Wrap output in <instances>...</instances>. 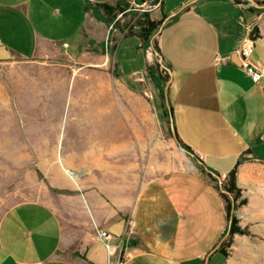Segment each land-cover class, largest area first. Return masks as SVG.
<instances>
[{"label": "crops", "instance_id": "0c3cea01", "mask_svg": "<svg viewBox=\"0 0 264 264\" xmlns=\"http://www.w3.org/2000/svg\"><path fill=\"white\" fill-rule=\"evenodd\" d=\"M118 1L0 0V55L9 56L0 63H34L41 76L33 84L41 102H0V154L24 151L25 118L48 120L38 138L49 140V154L59 155L54 185L71 192L50 196L49 205L24 200L0 212V264H107L98 233L121 220L122 235L112 241L121 264H264V76L253 82L239 56L243 41L252 40L249 64L264 74V0H254L257 6L246 0H158L150 18L161 20L153 35L160 63L151 43L143 47L135 35L107 31L96 8ZM126 38L138 40L134 51ZM121 49L130 55L118 57ZM63 54L69 65H58ZM166 84L176 137L191 154L221 180L241 159L236 184L247 202L241 211L258 220L253 233L261 241H236L231 257L209 255L227 223L213 184L190 161L171 165L145 157L164 152ZM70 88L78 99L87 92L88 102L103 104L122 102L123 92L139 96L147 115L141 118L133 105L125 116L130 133L116 146L99 140L75 147L73 138L64 150L36 108ZM20 133L23 141L10 145Z\"/></svg>", "mask_w": 264, "mask_h": 264}, {"label": "rangeland", "instance_id": "374dc122", "mask_svg": "<svg viewBox=\"0 0 264 264\" xmlns=\"http://www.w3.org/2000/svg\"><path fill=\"white\" fill-rule=\"evenodd\" d=\"M157 3L158 0H120L112 5L117 6L119 10L116 9L113 13L106 14L102 8L97 7L96 12L100 16L105 17L108 32L111 29H117L123 35L130 32L139 33L140 28L136 26V22L138 20L141 22L145 21L147 18L152 20L150 15ZM97 18L98 16H95L96 21H98ZM125 40L124 44L127 43V46L132 48L133 44H138V40L135 38H126ZM147 45L148 42L145 46ZM135 52L137 53L138 51L136 50ZM125 53H128L127 56H129L131 50L127 52L126 49H121L118 57H122ZM138 54L142 55V52H138ZM57 61L60 66L69 65L67 63V61L69 62V56L63 54L59 56V60ZM72 66H80V64L74 62ZM37 67V64L18 60L0 63V102H41V99H38L35 95L33 88L34 79L41 77ZM114 88L117 89L116 85ZM115 92L118 94L117 90ZM81 95L82 93H80ZM86 97L87 92L85 97L81 99L76 98L75 88L74 90L70 88L65 94L62 91H57V96L53 98V102H42L40 109L36 108V112L42 111V114L47 115L46 118H49V131L52 134V139L64 150L70 146L73 138H75L73 140L75 147H82L79 142L81 140L78 138L83 133L84 135H93L94 137L95 135H99L100 142L106 148L116 146L121 141L119 139L121 135L127 136L130 133L128 129L129 124L126 122L125 116L128 112L132 111L133 105L138 109L137 114L141 118H145L147 115L144 109V100L136 95L132 96L123 92L120 94L122 102L108 101L104 102V104L103 102H88V98ZM79 121L83 123L80 125ZM46 126H48V120L38 122L32 118H25L24 128L26 130V137L24 140L26 147L24 151L18 155L0 154V212L24 200H36L49 205L51 201L50 196L71 194V192L61 190L54 185L55 167L53 160L59 165L60 161L57 160L59 155L49 154V150L51 149L49 140H40L38 138L40 136L39 128L43 130ZM154 129L157 130L156 126ZM162 131L161 141L164 152L162 153L160 150L154 155L145 156L147 160L169 162L171 165H176L179 161L183 160L191 162L188 156L183 155L177 150V146L167 130L162 129ZM18 135L20 136L18 139L10 138V145H16L18 141H23L21 133ZM2 139L0 121V144ZM99 140H94L93 142ZM86 158L83 161L84 164H88L89 158ZM74 161L77 163L76 159ZM96 161L97 159H94L93 163ZM94 173L96 176L97 172L95 170ZM241 209L242 206L234 209L232 216L236 218L238 228L247 231L248 234L229 236L228 231H226L229 225L227 220L224 237L221 239L222 241L219 245L225 249L228 254L227 257H231V247L235 245L236 241L242 242L241 240H245L251 243L261 241L258 235L253 233L259 225L258 220L249 219L248 215L251 214V211L247 212L246 215L242 213ZM236 253L242 256L243 251L240 249Z\"/></svg>", "mask_w": 264, "mask_h": 264}, {"label": "trees", "instance_id": "16d2710c", "mask_svg": "<svg viewBox=\"0 0 264 264\" xmlns=\"http://www.w3.org/2000/svg\"><path fill=\"white\" fill-rule=\"evenodd\" d=\"M98 7L102 8L103 12L106 14H111L114 11H116V9L119 10V8L117 6H109L106 4H100V5H98ZM160 24H161V20L160 21H153V20H149L148 18L142 22L140 20H138L136 22V26H138L140 28V32L137 34H135L134 32L133 33L132 32L126 33L125 37L135 35L139 39L140 45L144 47V45L150 41V39L153 37L154 33L159 29ZM251 37H252V39H256L257 36H256V33L254 34V31H253ZM152 44H153V47L155 48V50L159 53L155 39L152 41ZM155 65L158 69L159 65L158 64H155ZM161 73L163 74L162 79L164 80V82H166L168 79L167 73L164 70H161ZM163 114L165 116L166 130H167L168 134L171 135L170 130H169L168 113H167V110H166L164 105H163ZM177 140H178L180 146L184 150H186L189 153H192L190 151V149L188 147H186L185 145H183L178 138H177ZM190 160L195 165V167L213 184L215 189L218 191L220 197L222 198V200L224 202L226 219L229 221L230 212H231V201H230L228 195L221 193L220 189L218 188V182H217L216 178L212 175V174H215V175H217V174L214 173L213 171H211L209 168H206L205 165L196 156H193V159H190ZM240 162H241V159L239 158L236 166L228 173L227 177L224 180H221L222 189L224 191L228 192L229 195H231L233 197L234 209L239 208L241 206H244L246 204V200L241 199V190L237 187V184H236V170H237V166L240 164ZM226 231H228L229 236H233L235 234H238V235H247L248 234L247 231H244V230H241L240 228H238L237 220L234 216H232L231 222H230ZM224 233L221 236V238L224 237ZM216 252L219 253L220 255H222L224 258H226L228 256L225 249L220 247V246L217 248Z\"/></svg>", "mask_w": 264, "mask_h": 264}, {"label": "water", "instance_id": "95a60500", "mask_svg": "<svg viewBox=\"0 0 264 264\" xmlns=\"http://www.w3.org/2000/svg\"><path fill=\"white\" fill-rule=\"evenodd\" d=\"M248 4L250 5H253V6H257V4L255 3L254 0H246ZM159 31V30H158ZM155 36V35H154ZM154 36L150 39L149 43H151V50L154 54V56L157 58V62L160 63L161 62V57L159 55V53L155 50V48L153 47V44H152V41L154 39ZM9 59V56H5V55H0V60H7ZM164 103H165V107H166V110H167V113H168V120H169V130H170V133H171V136H172V139L173 141L175 142L176 146H177V149L182 152L183 154H186L188 157H190L191 159H193V155L189 152H187L186 150H184L178 140H177V137H176V133H175V130L173 128V125H172V114H171V109H170V106H169V102H168V99H167V84L165 86V100H164ZM217 182H218V188L220 189L221 193L223 194H226L228 195L230 201H231V212H230V218H229V224L231 222V218H232V214L234 212V200H233V197L231 195H229L228 192L224 191L222 189V185H221V179L219 176L215 175V174H212ZM124 224H125V221L124 220H121L119 222H117L116 224L113 225V227L109 230V232L115 237V238H120L121 235H122V232H123V228H124ZM229 226V225H228ZM222 241V240H221ZM221 241L217 244V246H215V248L212 249V251L209 253V255L213 252L216 251V249L219 247ZM207 259L205 260V264H207Z\"/></svg>", "mask_w": 264, "mask_h": 264}, {"label": "built area", "instance_id": "2783aa9c", "mask_svg": "<svg viewBox=\"0 0 264 264\" xmlns=\"http://www.w3.org/2000/svg\"><path fill=\"white\" fill-rule=\"evenodd\" d=\"M252 46V40H244L239 48V56L245 73L251 78L253 82H258L264 76V74L263 72L255 69L249 64L248 57L251 53ZM63 47L66 48L67 45L64 44ZM98 237L103 242L105 248L108 251L109 255L107 264H121L122 259L120 257V254H115L114 246L112 245V241L115 240V237L106 230L99 232Z\"/></svg>", "mask_w": 264, "mask_h": 264}, {"label": "bare ground", "instance_id": "6f19581e", "mask_svg": "<svg viewBox=\"0 0 264 264\" xmlns=\"http://www.w3.org/2000/svg\"><path fill=\"white\" fill-rule=\"evenodd\" d=\"M97 103V102H96ZM83 122L82 121H79V124L81 125ZM99 135H95V137L93 135H83L80 136L78 139H80L81 141H79L80 143H91L94 141V140H99ZM120 139V138H119ZM93 146V145H92ZM93 153V152H92ZM86 157L89 158V156H85V160L87 159ZM92 158H93V154H92ZM66 173L68 174V176L72 179V180H75V177H74V174L73 173H70L69 171L66 170Z\"/></svg>", "mask_w": 264, "mask_h": 264}]
</instances>
